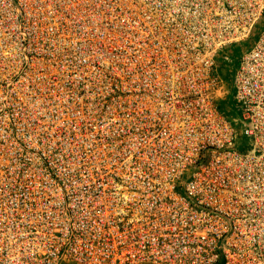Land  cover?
Masks as SVG:
<instances>
[{
    "label": "built area",
    "instance_id": "1",
    "mask_svg": "<svg viewBox=\"0 0 264 264\" xmlns=\"http://www.w3.org/2000/svg\"><path fill=\"white\" fill-rule=\"evenodd\" d=\"M87 1L0 0V264H264V0H128L164 27L144 16L148 52L105 95L93 48L61 54L44 20L83 26ZM242 45L231 122L216 60ZM56 92L83 127L56 132Z\"/></svg>",
    "mask_w": 264,
    "mask_h": 264
},
{
    "label": "rangeland",
    "instance_id": "2",
    "mask_svg": "<svg viewBox=\"0 0 264 264\" xmlns=\"http://www.w3.org/2000/svg\"><path fill=\"white\" fill-rule=\"evenodd\" d=\"M163 7L161 5H153V4H129L128 0H91L87 1L85 4L81 6L82 12L85 13L88 25H91V21L95 22V18H99L98 21L100 24V27L104 29L103 32L99 33L100 40L97 42V56L95 55V52H91V54L88 56V61H101V63L98 66V71H100L103 75L101 81L98 79L97 85L99 83L102 84V86H97V91H102V94H107V89L104 88L108 81L110 80V76H115L116 74V67L119 66L118 63H120L121 59L124 58L126 61H128V56L130 58V52H133V50L140 54V57L145 56L147 54V50L145 47L148 45L146 42V37L142 35V32L146 30L144 28V16L149 18L148 20V28L151 30H160L162 29L163 22H161L160 19V8H162V12H164ZM86 22V23H87ZM173 22V21H172ZM72 24L75 27L79 28V32L73 37H68L67 35L62 38L63 41L67 42L69 41L70 50L66 49L68 48V44H65L62 42L61 39H55L54 42H60L62 44H65L66 48L61 50V54L64 52H67L68 54H75L79 52L80 49L83 50V53L88 52L89 50L86 48L87 45H85V41L87 40L84 36L83 28L85 24L82 26V22H80L79 26H76L77 22L70 21L68 22L65 20V26ZM134 32V35L132 34ZM139 32V33H138ZM140 34V35H139ZM88 38V37H87ZM67 39V40H66ZM133 46V50H132ZM157 46H155L156 48ZM248 48V46H247ZM240 52H238V55ZM241 56V55H240ZM231 59H234V53L231 52ZM220 60L222 63H220ZM42 62V61H41ZM218 63V71L221 75V78L223 80V88L225 92L230 91V88H233L229 85V80L231 75L233 74V77L231 81L233 82L234 75L236 74L238 70V66L236 68L232 67L233 62H226L224 61V57L221 56L219 59L216 60ZM239 62H237L238 64ZM89 70H91L89 68ZM98 71L91 70L93 73V79L94 74ZM97 75V73H96ZM99 75V74H98ZM129 82V80H127ZM115 86V83H114ZM29 87V85H28ZM55 96L60 99H54L56 106L61 104V107H56L58 115L55 116L56 122L58 124L56 128L57 133H61V128L65 120L68 118L71 122H75V124L78 127H83L84 123L78 122L75 119V114H70L69 111L73 109V106H70L71 104L66 100L65 96L59 94L56 92ZM225 100H220L218 102V109L220 113L229 121L235 122L236 119L239 117V111H238V105L234 101V107L233 104H230L228 107H226V110L222 112L221 105L224 103ZM72 103V102H71ZM234 108L232 110L231 108ZM94 117L93 116V127H94ZM106 119V116H104ZM127 121L128 119L125 118V128L127 127ZM68 129L67 126L63 127L62 130L67 132ZM108 129L106 127L102 128V131L98 130L97 132H94L93 135L95 138H99L103 133H107ZM80 149H77L75 154ZM86 149H83V153ZM87 152V151H86ZM88 154V153H87ZM90 156V155H88ZM111 158V156H110ZM71 164H67V162H53L54 166V174H56V170H59V168L63 171H69V166ZM45 169L49 170L48 166L44 167ZM76 172V170H75ZM63 264H73L71 262H65Z\"/></svg>",
    "mask_w": 264,
    "mask_h": 264
},
{
    "label": "bare ground",
    "instance_id": "3",
    "mask_svg": "<svg viewBox=\"0 0 264 264\" xmlns=\"http://www.w3.org/2000/svg\"><path fill=\"white\" fill-rule=\"evenodd\" d=\"M37 1H40V0H37ZM2 10H4V8L2 7ZM19 13L21 14V16H24L25 15V12L23 10H20ZM63 19V18H62ZM45 24L49 27H51L53 30H55V37L56 39H61V40H64L62 38H64L66 36V33H64V30H63V22L59 24V26L56 25V21H58V15L53 13V12H48L47 14H45ZM212 20V18H211ZM98 21V19H97ZM64 22H65V19H64ZM193 23H196L194 20H192ZM91 23H93L91 21ZM39 24L38 23H35L32 25V28H34L36 31H38L39 33L43 32L44 30H39L38 28ZM37 27V28H36ZM8 28V27H7ZM12 28V27H11ZM31 28V27H30ZM31 30V29H30ZM91 31H94V33H91ZM90 30L87 31L84 36L86 37V41H85V45L89 46V47H92L96 56H97V50H98V47H97V42L100 40V37H99V32H103L104 29L101 28L97 23L94 24L93 27H90ZM69 37V36H68ZM88 37V38H87ZM67 40V39H66ZM67 44L69 43V41L67 40L66 42ZM65 46V45H63ZM243 47H247V45H242ZM241 46V47H242ZM236 48V47H234ZM239 48V47H237ZM236 48V49H237ZM15 49V46H11L10 47V51H14ZM249 49V46L247 48V50H245L244 53H246ZM235 50V49H234ZM233 48H229L228 50L224 51V52H220L218 53V59L223 56L224 57V61L225 63L226 62H233L234 63V60L231 59V52L233 53ZM15 52V51H14ZM243 53V54H244ZM242 54V55H243ZM132 57H134L132 55ZM239 62V60H238ZM128 64V61H126L124 58L121 59L120 61V64L118 66V68L116 69V75L115 76H110V80L109 82L110 83H115V82H124L125 80H127V74H128V68H129V65L127 66L126 70H125V65ZM124 65V66H123ZM217 67L218 66V63L216 64ZM31 67L35 68V70H30V73H37V72H40V71H43V73H45L47 71L48 68H46L47 66L43 67L41 64H35V65H31ZM88 68H90L91 70H95V71H98V67L96 66H88ZM90 70V71H91ZM29 73V72H27ZM100 76H105V75H101ZM25 89V87L23 88ZM200 119L202 122H204L205 120L209 119V117L207 116V113L205 112H202V114L200 115ZM208 134H211L212 131H207ZM243 149H241L240 151H242ZM243 152V151H242ZM245 154H247V156L249 155H253L252 151H250V149H248L246 152H243ZM242 153V154H243Z\"/></svg>",
    "mask_w": 264,
    "mask_h": 264
},
{
    "label": "trees",
    "instance_id": "4",
    "mask_svg": "<svg viewBox=\"0 0 264 264\" xmlns=\"http://www.w3.org/2000/svg\"><path fill=\"white\" fill-rule=\"evenodd\" d=\"M246 48L247 47H243V46L241 48L239 47L237 49L236 48H233V50L235 49L233 51V53H234V59H233L234 60V63L232 64V67L233 68H236L238 66L237 62L240 59V55H242V53H243L242 50H244ZM238 52H240L239 55H238ZM220 63H222L221 60H220ZM219 66H220V64H219ZM232 77H233V74L231 75L230 80H229V85L230 86H232V81H231ZM230 104H233V107H234V92H233V89L232 88H230V94L226 98V101H224V103L221 105L222 112H224L226 110V107H228ZM233 107L231 108L232 110H234Z\"/></svg>",
    "mask_w": 264,
    "mask_h": 264
},
{
    "label": "flooded vegetation",
    "instance_id": "5",
    "mask_svg": "<svg viewBox=\"0 0 264 264\" xmlns=\"http://www.w3.org/2000/svg\"><path fill=\"white\" fill-rule=\"evenodd\" d=\"M245 50H247V48H246V49H244V50H242V52L244 53V52H245ZM243 53H242V54H243Z\"/></svg>",
    "mask_w": 264,
    "mask_h": 264
}]
</instances>
